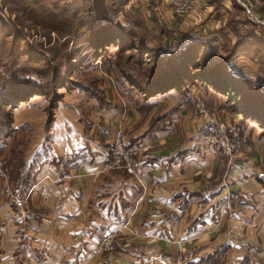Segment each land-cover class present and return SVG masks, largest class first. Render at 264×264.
<instances>
[{"label":"crops","instance_id":"crops-1","mask_svg":"<svg viewBox=\"0 0 264 264\" xmlns=\"http://www.w3.org/2000/svg\"><path fill=\"white\" fill-rule=\"evenodd\" d=\"M149 2L155 17L161 15L163 24L176 30L173 22L179 19L159 2ZM250 5L252 0H204L198 13L180 18L175 35L209 41L215 54H225L224 46L235 42L234 30L264 37L258 21L247 20L249 13L260 20L264 2L254 13L247 11ZM137 10L136 16L145 20L143 8ZM242 59L231 63L233 71L244 77L255 74V61ZM100 84L98 96L77 100L80 110L75 102L61 110L60 103L47 133L41 128L44 111L36 115V129L29 120L25 130L13 133L39 137L24 160L8 161L7 183L16 202L0 199V222L5 224L0 226V264H182V249L190 245L196 246L194 258L183 264H264L261 127L215 104L205 106L206 97L214 99L211 90L194 87L186 99L170 92L144 101L126 85L124 96L115 85ZM224 119L238 121L248 135L246 148L233 160L200 144ZM116 129L129 143L144 145L136 176L108 168L109 140ZM9 139L2 151L12 156L21 150L19 142ZM40 149L46 152L42 156ZM34 154L38 159L30 167ZM115 230L121 232L112 250L95 255L102 237Z\"/></svg>","mask_w":264,"mask_h":264},{"label":"trees","instance_id":"trees-1","mask_svg":"<svg viewBox=\"0 0 264 264\" xmlns=\"http://www.w3.org/2000/svg\"><path fill=\"white\" fill-rule=\"evenodd\" d=\"M5 1L28 17L30 13L50 17L47 19L52 21L53 29L57 17L71 13L76 26L68 33L76 34L77 43L86 42L94 51L116 45L126 57L124 64L115 65L116 73L144 101L170 92L186 99L197 87L223 97L222 109L240 116L241 121L264 124L263 36L234 30V44L224 46V57L213 59L209 41L190 37L183 44L160 50L149 44L142 25L126 28L116 24L115 16L130 0ZM36 19L42 21L40 15ZM60 55L57 49L46 57L36 54L0 18V143L13 133L12 110L29 98L52 94L48 113L50 117L53 115L60 99L52 92L63 88L62 75L68 73L60 64L66 57ZM239 58H249L258 64L261 84L233 71L231 63ZM56 61L58 65L53 66ZM260 127L264 133V127Z\"/></svg>","mask_w":264,"mask_h":264},{"label":"rangeland","instance_id":"rangeland-1","mask_svg":"<svg viewBox=\"0 0 264 264\" xmlns=\"http://www.w3.org/2000/svg\"><path fill=\"white\" fill-rule=\"evenodd\" d=\"M146 1H147L146 3H141V0H130L125 5V7L121 10V12H119L115 16L114 22L126 28L131 27V26H134L136 28L138 27V25H142L144 28L143 33H145L147 40L150 42V45L160 50L162 49L165 50L166 48L169 49L173 45L176 46V44L177 45L180 44L181 40H184L185 37L190 38V36L185 34V36L181 37L180 38L181 40H180L175 35L178 33L177 31L180 30V17H177L172 14L174 16V19L176 18L179 19L176 22H173L174 23L173 26L176 27V30H172V26L170 27L169 24L167 25L163 24L161 20V15L158 17H155V11H154L155 9H151V4L149 0H146ZM255 2H259V3H255ZM261 2H264V0H261V1L252 0V5H250L251 7H248L249 10L247 9V11L250 12L251 10L254 13L255 10L257 11L258 9L261 8V6H263V5H260ZM138 5L143 8L144 12L142 13L143 14L145 13L144 17L146 16L145 17V20L147 19L146 21L142 19L141 17L136 16L138 13V10H137ZM152 7L155 8L154 5H152ZM39 15L42 21L39 19H36L37 17H39ZM39 15L35 16L34 13H30L28 17V15L26 16L22 12L17 11L15 8H12L5 0H0V18L10 29H12L16 34H18L19 39H23L25 43L29 44L30 47L34 48L36 54H40L42 55V57H46L52 50L54 51L57 49L58 51H61L60 56L66 57L64 61H61L60 63L61 66H63V68H65V70L68 71L67 74L62 75L63 88H60V89L57 88L52 92L57 98L60 99L55 109H57L59 104L62 103L61 110H68L71 102H75L76 103L75 108L77 110H80V105L79 106L77 105L78 104L77 100H79V98H82V96L88 97V95L90 96V94L91 95L95 94L96 96H98L97 90L98 88H100V86H102V84H100L102 82H109L110 85L112 86L115 85L116 90L118 91L120 95L125 96L128 94V90H127L128 87L126 88L125 82L118 76L115 70L116 64L118 63L124 64L123 62L126 60V57L124 55H121L118 52L116 45L110 46L108 48H104L103 50H100V51H94L93 49H90V47L88 46L86 42L77 43L76 34L75 36L74 34L72 36L71 33H68V32L74 31L75 29L72 27L76 26V21L75 22L71 21V20H74V19H71L70 17L72 16L71 13L70 15L67 14L66 17L59 16L56 19L53 18V20L55 19L53 23L55 24L54 29L51 28L52 23L50 22L52 21L47 19L50 17L48 16L45 17L42 14H39ZM259 19L260 20H257V21L259 25H261L259 26L261 27L260 31L261 30L264 31V11L262 12V14H260ZM82 32L84 33V31ZM249 32L253 33L254 31H249ZM170 33H173V34L170 35ZM179 35L181 34L179 33ZM216 52H218V50ZM210 56L213 59H219V58L224 57V54H215V52H213V55H210ZM243 61L244 59L239 58L234 62L235 63L237 62L236 64L238 65V64H241ZM57 65H58L57 61L56 63H53V66H57ZM256 65L258 66V64ZM246 79L252 80L254 82L258 80L259 84L263 82L261 75L259 74V72L257 73V71L255 74L247 76ZM97 81H98V85H96ZM71 92L74 93V97L72 98L70 97ZM64 97L65 99H63ZM213 97L214 99L213 98L211 99L210 96H208V99L207 97L205 98V102H206L205 106L207 105V103H210V105L215 104L217 105L218 108H222L224 98L221 96H214V95ZM52 100H53L52 94H50L49 96L47 95L46 96H33L29 98L26 102L21 103L15 109H13L12 110L13 133L14 132L19 133L21 130H25L27 128L26 122L29 120L31 122L30 125H32L31 127L36 129L37 128L36 121H38L40 118L38 116L36 117V115H38L39 113H42V111L46 112V122L44 123L43 126H41V128H43V131H44L43 133H47V128L50 125V122L52 121V117H53V115L50 117L48 113V109L52 105ZM199 102L202 103L201 100H198L196 105ZM208 107H209V104H208ZM227 113L228 115H232L229 112ZM218 114L221 115V111ZM232 116L235 117V115H232ZM224 120L226 122L238 123V125H240L238 121H234L232 119H227V120L224 119ZM239 120H241L240 116H239ZM219 122L220 121H218V123ZM221 122H223V120H221ZM256 123L258 124V122ZM27 125H29V123ZM258 125L264 127L263 123H260ZM117 130H121V129H116L113 132V135ZM242 131L244 134H246L243 129ZM13 133L7 139L10 138L9 141L11 142L14 141V145H16L17 142H19V149L21 151H17L15 152V154H13L14 152L13 151L12 156L7 155L5 154V152L2 151V144L6 142V139L1 141L0 143V165L3 166L4 169L3 168L2 169L4 173L6 172L8 173L7 178L2 179V181L0 179V199H2V196L3 197L7 196L8 198L12 200V202L13 201L16 202V198H15L16 194L13 192L14 189L13 190L11 189V185H10L11 194L8 190V193H4L3 195L4 190L2 189V186L3 187L6 186V182L11 184V179L9 177L10 168H11V165L9 164L10 162H8L9 158L10 159L12 158L13 160L14 159L24 160L26 155H28V153L32 150V146L36 143V141H38V139L37 140L35 139L38 138L39 136L33 137L32 134H29V135L25 134L22 136L21 135L17 136ZM113 135L111 136L109 141L112 140ZM204 136L200 138L201 145H202L201 139ZM246 136H247V143H248V135L246 134ZM20 138H23V139H20ZM247 143L242 148L240 154L243 153L244 149L247 146ZM43 153H46L43 149H40L38 151V154L40 156H42ZM239 155L235 156L232 159H229V158L227 159L233 160L237 158ZM37 159H38V156H36L35 154L29 158V160H31L30 167L35 165V162L37 161ZM2 161L4 162L2 163ZM29 171L31 172L32 169L30 168ZM4 188L6 189L7 187H4ZM0 212H1V209H0ZM1 224L2 223L0 222V226ZM4 225L2 224V226ZM120 232L121 231L118 232V236L115 238L116 241L120 237L119 235ZM195 249H196L195 245L193 246L190 245L189 247L182 249V254L180 255L179 262L183 264V263L188 262L191 257L194 258ZM185 257H187V259H185Z\"/></svg>","mask_w":264,"mask_h":264},{"label":"built area","instance_id":"built-area-1","mask_svg":"<svg viewBox=\"0 0 264 264\" xmlns=\"http://www.w3.org/2000/svg\"><path fill=\"white\" fill-rule=\"evenodd\" d=\"M145 0H141L143 3ZM161 3V6L168 8L171 14L183 18L192 16L199 12L200 5L204 0H155ZM147 1H145L146 3ZM206 9H204L205 11ZM249 22H256L257 20L248 14ZM196 108L201 110L203 104L199 102ZM202 146L214 154L222 157L232 159L241 153L242 148L247 143V136L243 133L238 123L219 122L213 133L204 136L201 139ZM145 148L141 143L131 144L126 140L124 133L117 130L112 140L110 141V157L111 162L108 165L109 169L123 170L127 174L136 176V166L138 158L144 153ZM4 161H2L3 163ZM3 166L0 165V179L8 177V173H4ZM4 187H7L6 189ZM2 186L3 194L8 193L9 187ZM122 229H127V225L122 226ZM120 230H115L110 234L104 236L98 243L95 249V255H100L104 251L112 250L115 243V238L118 236ZM187 259V257H185ZM193 257L190 258L192 260ZM189 260V261H190Z\"/></svg>","mask_w":264,"mask_h":264}]
</instances>
